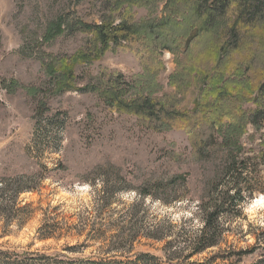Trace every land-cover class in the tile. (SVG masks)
<instances>
[{
  "label": "rangeland",
  "instance_id": "374dc122",
  "mask_svg": "<svg viewBox=\"0 0 264 264\" xmlns=\"http://www.w3.org/2000/svg\"><path fill=\"white\" fill-rule=\"evenodd\" d=\"M110 1L0 0V186L25 181L35 189L21 194L18 200L19 208L33 206L31 220L22 229L14 222L9 230L11 235L0 240V248L56 255L64 254L65 246L86 243L89 248L67 254L68 257L99 261L108 258L102 255L100 244L85 242L88 230L80 234L84 221L95 220L93 211L100 202L99 195L106 189L103 183L117 189V199L125 203L122 206L114 196L113 221L122 217L123 209L145 200L150 220L169 222L178 233L184 219L195 214L217 165L216 161L203 162L195 153H226L218 145L199 150L198 134L196 131L190 134L186 122H178L166 130H151L136 116L109 109L98 94L75 90L56 95L49 92L50 58H72L95 46L94 37L80 30L77 20L99 24L106 13L116 24L121 21L141 24L157 18L162 11L127 4L107 12ZM59 19L67 20L72 27L66 34L46 42L48 28ZM214 42L211 35L195 40L186 56L181 46L177 53L160 54L143 40L125 43L93 63L80 64L75 72L77 88L96 83L102 75L106 79L124 75L129 81L138 82L145 78L149 80L147 89L154 88L156 97H181L184 99L181 108L191 109L204 84L200 76L199 83L193 79L198 70L189 72L185 66L193 69L197 58L214 61L211 56ZM260 65L255 66L256 71ZM182 68L187 77L182 83L194 84L178 89L179 81L173 79ZM224 136L225 133L220 140ZM263 141L264 130L258 132L246 125L240 137L244 153H258ZM175 177H180L178 184H185L176 189L177 200L171 199L166 205V193L160 188ZM12 193L10 188L8 198L2 201L0 228L5 225L4 217L15 216L11 210ZM145 193L149 194L143 197ZM261 197L263 200L257 201ZM139 216L143 218L144 213ZM44 220L62 224L61 239L43 242L37 239ZM240 221L238 227L243 231L262 233L257 229L264 230V194H257L248 202L245 218ZM245 232L239 235L235 229L228 238L229 244L238 249L254 245L255 238ZM165 242L141 238L132 257L150 254L164 258ZM218 250L212 249L189 262L203 263ZM259 253L248 256L244 263L255 262Z\"/></svg>",
  "mask_w": 264,
  "mask_h": 264
},
{
  "label": "trees",
  "instance_id": "16d2710c",
  "mask_svg": "<svg viewBox=\"0 0 264 264\" xmlns=\"http://www.w3.org/2000/svg\"><path fill=\"white\" fill-rule=\"evenodd\" d=\"M127 4L155 11L162 8V11L157 18L141 24L129 21L116 24L106 13L99 24L77 20L78 28L94 37L95 46L72 58L51 57L48 61L52 80L49 92L56 95L75 90L98 94L109 109L134 115L151 130H166L173 124L186 122L188 132L198 134L199 150L218 145L226 153H195L203 162L216 161L217 165L195 214L184 219L178 233L169 222L151 221L145 200L123 209L122 217L113 221L112 199L116 196V202L124 207L125 203L117 199V189L103 183L106 189L99 195L100 202L93 211L95 220L93 223L89 219L84 221L80 234L88 230L85 242L100 244L102 255L108 258L100 261L69 258L67 254L81 253L90 247L83 243L65 246L64 254L56 255L17 253L0 248V264H246L245 258L259 251L257 260L250 264H264V230L257 229L262 233L256 234L238 227L240 220L245 218L248 202L257 194H264V141L258 153H244L245 148L240 142L246 125L253 126L258 132L264 130V0H112L106 5L107 12L124 8ZM70 27L72 25H68L67 20H57L48 28L45 41L66 34ZM206 35L215 37L211 49L215 60L197 58L193 69L184 65L189 72L198 70L193 79L199 83L200 76L204 84L191 109L181 108L184 102L181 97H156L154 88L147 89L149 80L143 77V81L138 82L129 81L124 75L107 76L108 79L102 75L96 83L77 88L75 72L80 64L93 63L107 51L125 43L143 40L147 47L160 54L165 51L177 53L181 46L184 47L182 54L186 56L192 42ZM257 64L260 66L256 71ZM255 75L257 78L253 80L251 77ZM186 79L182 68L173 81H179L178 89L189 88L194 83L191 81L186 86L182 83ZM245 105L251 108L245 109ZM223 133L225 136L220 140ZM179 180L180 177H175L168 184L161 185L160 189L166 193V205L172 202L171 199L177 200L176 189L185 184H178ZM10 188L13 189L11 210L15 216L4 217L0 240L11 235L9 230L14 222L22 229L34 213L32 205L19 208L20 195L35 190L25 181L19 185L4 183L0 186V213H3L2 201L8 198ZM140 213H144L143 218ZM235 229L239 230V235L245 232L253 236L255 244L246 249L229 244L228 238L234 235ZM62 230L61 223L44 220L37 239L41 242L59 240L63 236ZM141 238L157 242L169 239L162 249L164 258L150 254L132 257ZM212 249L219 250L203 263L189 262Z\"/></svg>",
  "mask_w": 264,
  "mask_h": 264
},
{
  "label": "bare ground",
  "instance_id": "6f19581e",
  "mask_svg": "<svg viewBox=\"0 0 264 264\" xmlns=\"http://www.w3.org/2000/svg\"><path fill=\"white\" fill-rule=\"evenodd\" d=\"M260 200H263V197H261V198L257 199V201H260Z\"/></svg>",
  "mask_w": 264,
  "mask_h": 264
}]
</instances>
